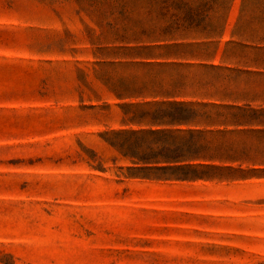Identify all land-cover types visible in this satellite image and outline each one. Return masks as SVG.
<instances>
[{"label":"rangeland","instance_id":"1","mask_svg":"<svg viewBox=\"0 0 264 264\" xmlns=\"http://www.w3.org/2000/svg\"><path fill=\"white\" fill-rule=\"evenodd\" d=\"M98 1L0 0V264H264V152L143 160L156 110L104 85Z\"/></svg>","mask_w":264,"mask_h":264},{"label":"crops","instance_id":"2","mask_svg":"<svg viewBox=\"0 0 264 264\" xmlns=\"http://www.w3.org/2000/svg\"><path fill=\"white\" fill-rule=\"evenodd\" d=\"M95 64L127 71L104 84L116 100L155 112L148 150L213 167L264 152V0H99Z\"/></svg>","mask_w":264,"mask_h":264},{"label":"trees","instance_id":"3","mask_svg":"<svg viewBox=\"0 0 264 264\" xmlns=\"http://www.w3.org/2000/svg\"><path fill=\"white\" fill-rule=\"evenodd\" d=\"M153 152V151H151ZM192 152L187 150L183 151L180 149H161L159 151H154L153 153H150L147 155V157H143V160H156V161H164V162H177L186 160L192 157ZM176 167H196L191 165H185V166H176ZM180 178H187V175H182Z\"/></svg>","mask_w":264,"mask_h":264}]
</instances>
